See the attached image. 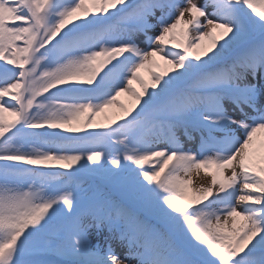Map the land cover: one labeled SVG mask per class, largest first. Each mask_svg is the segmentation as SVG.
<instances>
[{"label":"snow or ice","instance_id":"1","mask_svg":"<svg viewBox=\"0 0 264 264\" xmlns=\"http://www.w3.org/2000/svg\"><path fill=\"white\" fill-rule=\"evenodd\" d=\"M133 262L264 264V0H0V264Z\"/></svg>","mask_w":264,"mask_h":264},{"label":"rangeland","instance_id":"2","mask_svg":"<svg viewBox=\"0 0 264 264\" xmlns=\"http://www.w3.org/2000/svg\"><path fill=\"white\" fill-rule=\"evenodd\" d=\"M198 2H202V0H198ZM143 74L145 76H147V72L146 70H143ZM121 100H123L125 103H128L129 102V98L127 97V95H122L120 97ZM183 138V137H182ZM187 147H194V144H187L186 145ZM193 181H194V186H198L199 184L201 183H205L207 184L208 182H210V177H205L203 172H201L200 176L197 177V176H193ZM95 239V236L93 237ZM114 244L116 245V250L119 252V251H122V248L115 242L113 241ZM133 264H135V262H133Z\"/></svg>","mask_w":264,"mask_h":264}]
</instances>
